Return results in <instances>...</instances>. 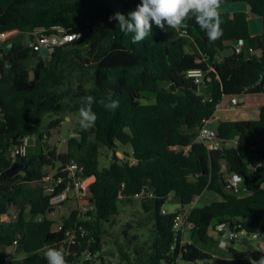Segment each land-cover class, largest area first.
Returning a JSON list of instances; mask_svg holds the SVG:
<instances>
[{
    "label": "trees",
    "instance_id": "trees-1",
    "mask_svg": "<svg viewBox=\"0 0 264 264\" xmlns=\"http://www.w3.org/2000/svg\"><path fill=\"white\" fill-rule=\"evenodd\" d=\"M140 2L0 0V36L19 34L0 47V247H19L26 254L22 264H47V249L59 248L64 240V233L54 230L56 223L46 218L53 212L49 197L34 184L48 174L46 167L61 168L72 160L85 176L96 178L91 187L96 212L83 224L89 234L73 248L68 264L89 245L99 264L213 260L211 253L196 244L182 242L181 236L176 239V212L162 213L171 195L183 208L206 191L221 197L220 201L190 210V234L203 244L210 242V230L217 220H232V226L240 224L249 235L258 234L264 240V163L255 170L248 165L250 159L264 158V108L258 120L216 123L213 130L224 143L222 150L197 142L199 129L215 114L224 97L264 92V82L258 84L264 74V0H221L220 7L245 3L249 12L232 13L219 7L223 35L214 43L208 41L194 18L187 21V35H183L184 29L161 30L153 25L152 34L133 43V34L122 32L118 21L109 17L116 12L127 17ZM250 16L262 20L263 30L258 35L251 31ZM54 26L80 33L81 37L57 48L46 63L40 58L41 52L27 46L24 35L36 28L50 33ZM191 39L198 50L194 54L186 50ZM239 40L245 41L242 53L220 55L217 48L229 49ZM246 47L254 53L248 56ZM36 57L39 61L31 70L26 62ZM209 67L214 70L205 94L187 72ZM88 95L97 101L92 105L97 116L95 125L70 138L67 151L59 153L46 141L60 121L44 129V117L60 105L69 113H79L81 99ZM109 96L119 101L117 109L107 110L99 103L108 102ZM34 136L41 141L39 154L11 155L13 147ZM236 139L238 143L229 147V142ZM102 149L114 153L110 165L103 168ZM118 149L123 150L124 158L116 155ZM221 159L227 160L230 173L244 177L246 195L227 188ZM143 189L154 194L142 200L143 210L152 214V244L148 250L136 249L134 257L120 250L116 259H105L104 223L119 216V201L133 199ZM11 207L20 208L19 215L5 220ZM27 207L30 217L25 214ZM75 218L73 212L63 223L69 226ZM91 239L95 240L93 244ZM233 245L229 252L236 255ZM232 264L251 263L237 260Z\"/></svg>",
    "mask_w": 264,
    "mask_h": 264
},
{
    "label": "rangeland",
    "instance_id": "rangeland-1",
    "mask_svg": "<svg viewBox=\"0 0 264 264\" xmlns=\"http://www.w3.org/2000/svg\"><path fill=\"white\" fill-rule=\"evenodd\" d=\"M221 10L224 11H233V10H246L248 6L245 3H226L220 7ZM252 30L255 31V25L258 24L259 32L262 30V20L259 17L251 16L250 18ZM36 31L34 29L31 33L25 34V41L28 43L31 40L32 34ZM19 36L18 33L11 35L10 37H17ZM1 47V46H0ZM247 55H251L254 52L249 50L248 47L245 48ZM187 52L190 54L197 53L198 50L194 43V40H190V44L187 47ZM1 56V52H0ZM40 58L48 63L50 56L46 51H41ZM39 61V58H31L26 62V64L30 67L31 70L35 68ZM31 76H33V71L31 72ZM203 89V88H202ZM152 96V95H151ZM153 100V96H152ZM66 118H70L68 121ZM79 113H69L64 110L63 106L60 105L55 111L46 115L44 117L43 126L44 129H47V126L51 122L60 121L59 126L52 131L51 136H48L46 143L50 146L56 147L59 153H64L67 151V142H63V139H68L71 133H80L82 129L79 125ZM93 127L87 129L90 131ZM26 147L28 153L31 154H39L41 152V141L39 137H27L26 138ZM127 149V148H126ZM113 152L102 149L101 151V168L107 167L110 165ZM116 155L119 158H124L123 150L118 149ZM55 168L46 167L45 172L48 174H54ZM35 188H41V183H35ZM239 195L243 196L247 193L241 188L238 192ZM174 200L171 203L170 200L166 202L164 208L170 212H174L175 210L181 209L182 205L180 202L172 198ZM221 197L211 191H206L202 196L197 197L195 199L194 207H203L205 205L211 204L212 202L220 201ZM193 205L187 207V210ZM118 207L120 210V214L118 217L115 218L114 221L111 223H104L103 228L106 231L103 237V242L105 243V250L102 253V256L107 259H116L120 255V250H123L126 254L130 255V257H134L136 254V249H147L153 242V221L151 219L152 214L146 213L142 207V200L141 199H130V200H122L118 202ZM75 208L73 203H65L63 207L56 209L53 213H48L46 215L47 219L53 220L55 223L62 222L65 218H67L71 211ZM25 214L27 217L29 215V207H27ZM185 208L181 210L187 211ZM20 208L11 207L9 210L8 215L5 217V220H14L19 215ZM127 225H131L129 228ZM125 232L128 234L125 235ZM186 234L183 235L186 237L187 240L193 241L194 238L190 234L189 227H186ZM241 234L236 233L235 237L226 241V239H222L227 242L229 245H233V247L239 249L243 252V254H249L253 247H256V242H252L251 245L248 246H240V238ZM194 244L201 247L203 250L210 252L214 259L205 262H197L191 263L186 261H179V264H232L233 262H229L227 259L233 258V255L229 252L228 248H221L220 239H211L208 244L201 243L197 238L194 240ZM9 256L11 258L10 262L7 264H22L23 258L26 257V254L17 246H2L0 247V264L4 263V257ZM261 256L257 258H253V260H257ZM249 261V259H247ZM96 263L99 264V261L96 260Z\"/></svg>",
    "mask_w": 264,
    "mask_h": 264
},
{
    "label": "built area",
    "instance_id": "built-area-1",
    "mask_svg": "<svg viewBox=\"0 0 264 264\" xmlns=\"http://www.w3.org/2000/svg\"><path fill=\"white\" fill-rule=\"evenodd\" d=\"M186 30H183V35ZM81 37L80 33L72 32L67 28L54 26L50 33L46 32L45 28H36V31L32 34L31 40L27 43V46L35 52L46 51L49 56L53 52L62 46L68 45L79 39ZM5 37L0 36V43H4ZM245 41L239 40L234 44L235 53L240 54L244 51ZM213 67L208 69H192L187 72V77L192 78L194 83L199 87L200 91L202 88H208L206 83L210 81V73L213 71ZM264 82V74L261 75L258 84ZM216 119L214 115L206 121V123L199 129V139L203 142L209 141L210 149L219 151L224 147V143L214 135L213 126L216 124ZM211 133V135H209ZM68 139H63V142H68L72 137H79L78 133H71ZM47 138V135L44 136ZM233 140L234 145L238 143ZM252 151L256 150V147L251 148ZM28 150L26 147V138L23 143L19 146L13 147L11 150V155L13 157L25 156ZM136 161L132 158L131 164L134 165ZM264 163V158L250 159L248 161L249 168L252 170L257 169ZM228 180L231 183L232 191L238 193L244 183V177L239 173H229L227 174ZM94 176H85L83 171L80 169L79 164L76 161H70L68 164L61 168H55L54 174L45 175L40 183L42 184V189L45 195L49 197V203L53 212L64 206L65 203H73L75 208L71 211L76 213L75 221L69 225L65 226L62 222L56 223L54 225L55 231H62L64 233V240L58 249H63L65 253V259L67 264L69 263L70 255L72 254L73 248L80 245L82 239H84L88 234V229L83 225L85 222L89 221L92 215L96 212V207L91 201V187L95 182ZM154 197L153 192L143 189L141 192L133 196L134 199H145ZM195 201L191 204L194 207ZM52 212V213H53ZM162 213L164 215L169 214L166 209L163 208ZM189 211L176 212L173 231L175 233L176 239L181 236L183 237L186 227H189L188 217ZM70 216V215H69ZM68 216V217H69ZM6 217V216H5ZM4 217V219H5ZM67 217V218H68ZM234 235L236 233L241 234L244 237L251 239L253 242H257L258 245L253 247V253L264 254V240L258 234L249 235L240 224L232 227ZM95 242L91 239L90 244ZM182 242L184 239L182 238ZM17 243V241H15ZM222 246L228 248L229 244L223 242ZM11 258L6 256L4 258V263H9ZM97 255H92L90 252V245L82 252L81 256L71 261V264H97ZM253 259H251L252 261Z\"/></svg>",
    "mask_w": 264,
    "mask_h": 264
},
{
    "label": "clouds",
    "instance_id": "clouds-1",
    "mask_svg": "<svg viewBox=\"0 0 264 264\" xmlns=\"http://www.w3.org/2000/svg\"><path fill=\"white\" fill-rule=\"evenodd\" d=\"M220 3L221 0H141L127 17L116 12L109 17V20L118 21L120 30L124 33H132V42L139 43L152 34L153 25L161 30L168 28L176 31L186 30L187 21L194 18L201 31L206 33L208 41L214 43L223 35L221 28L223 21L218 12ZM107 101L100 100L99 103L107 110H115L119 107V101L112 99L111 96ZM94 103L97 101L91 95L81 99L79 125L82 129L87 130L95 125L97 116L92 110ZM45 259L47 264H67L64 250L55 247L47 249ZM113 264L116 262L114 261ZM251 264H264V256L259 260H252Z\"/></svg>",
    "mask_w": 264,
    "mask_h": 264
},
{
    "label": "crops",
    "instance_id": "crops-1",
    "mask_svg": "<svg viewBox=\"0 0 264 264\" xmlns=\"http://www.w3.org/2000/svg\"><path fill=\"white\" fill-rule=\"evenodd\" d=\"M235 11H237V10H233V11H229V12L233 13ZM238 11H241V10H238ZM243 11L249 12V9H246V10H243ZM250 18H251V16H250ZM250 18H249V20H250ZM250 26H251V22H250ZM257 26H258V24L255 25V31H253L252 27H251V31H252L253 35H258L263 30V26H262V30H261V32H259V29H258ZM10 36L5 37L4 42L7 39H9ZM2 44L0 43V46H2ZM230 46H232V45H230ZM233 47H234V44H233ZM0 58H1V56H0ZM201 92L207 94L208 88H203L201 90ZM235 98L236 97H224L223 98V100L218 105L217 110H216V112L214 114V118L216 119L217 123L221 122V121L258 120L260 118L261 111L264 108V92L263 93H259V94H248V95H246L245 96V101L243 103H240V102L235 103L234 102ZM66 119L68 121L70 120V118H66ZM172 198H173V195H171L170 198H169L171 203L174 202V200ZM189 206H191V205H189ZM189 206H187V207H189ZM187 207H185L186 210H187ZM182 209H184V208L182 207L181 209L175 210L173 213L181 211ZM191 209H192V207L190 208V210ZM187 211H189V210H187ZM170 213H172V212H170ZM227 221L228 220H217V221H215L213 223V228L214 229L212 228L210 230V240L219 238L220 239L221 248H224L222 246V244H223V242H225L222 239H226L225 236L226 235H230L229 232L225 231V229L227 227V225L225 223ZM232 231H233V228H232ZM186 233L187 232H185L184 234H186ZM234 237H235V235H234ZM244 238H245L244 236H241V238L239 240H240V242L242 241L245 244V246H248V245L252 244L253 241H251V239L248 238L249 240L247 242V240H245ZM183 239H184V242H189V243H194V240H195V238H194L193 241L187 240L185 236H184ZM227 240H229V239H226V241ZM256 244L258 245L257 242H256ZM199 248L202 249L201 247H199ZM228 250H229V247H228ZM236 250H237V254L236 255L232 254L233 258L227 259L229 262H233L234 263L237 260L248 261L247 259H249L248 262L251 263L252 256H253V258H257L259 256H264V254H262V253H253L252 252L253 250L249 254H245V255L239 249L236 248ZM203 251H205V250H203ZM205 252H208V251H205ZM208 253H210V252H208ZM257 260H259V258ZM3 264H5V263H3Z\"/></svg>",
    "mask_w": 264,
    "mask_h": 264
},
{
    "label": "water",
    "instance_id": "water-1",
    "mask_svg": "<svg viewBox=\"0 0 264 264\" xmlns=\"http://www.w3.org/2000/svg\"><path fill=\"white\" fill-rule=\"evenodd\" d=\"M217 50L219 51V53H220V55L222 57H228V56H232V55L235 54V50H234L233 47H231L229 49H226V50H221L220 48H217ZM244 101H245V96L236 97L234 99L235 103H238V102L243 103ZM214 135H216V132H214ZM197 142L198 143H202L203 141L201 139H198ZM205 143L207 145H210L209 141H206ZM228 146L229 147H233L234 146V142L230 141ZM220 164H221V172H222V174H229L230 171H229V168H228L227 160L226 159H221ZM226 184H227V188L229 190H232L231 183L229 181H227ZM225 224L227 225L225 231L230 233V235H226L225 237H226V239H232L234 237V232L232 231V227H233L232 226V220L227 221ZM244 239L247 240V242L249 240L247 237H245ZM240 246L243 247V246H245V244L241 241L240 242Z\"/></svg>",
    "mask_w": 264,
    "mask_h": 264
}]
</instances>
